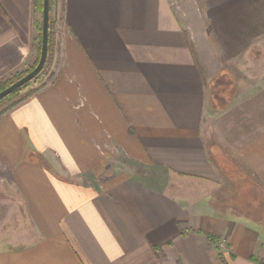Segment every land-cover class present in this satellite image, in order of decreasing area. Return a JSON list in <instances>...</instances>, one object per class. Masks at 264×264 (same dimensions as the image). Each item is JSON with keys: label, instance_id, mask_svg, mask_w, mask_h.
I'll return each mask as SVG.
<instances>
[{"label": "crops", "instance_id": "obj_1", "mask_svg": "<svg viewBox=\"0 0 264 264\" xmlns=\"http://www.w3.org/2000/svg\"><path fill=\"white\" fill-rule=\"evenodd\" d=\"M54 7L56 73L0 117V186L30 234L0 264L264 262V78L210 106L264 39V0ZM40 25L35 0H0V81L34 67ZM124 157L149 172L108 174Z\"/></svg>", "mask_w": 264, "mask_h": 264}, {"label": "rangeland", "instance_id": "obj_2", "mask_svg": "<svg viewBox=\"0 0 264 264\" xmlns=\"http://www.w3.org/2000/svg\"><path fill=\"white\" fill-rule=\"evenodd\" d=\"M38 1V14L41 16L42 12L39 8ZM54 1L51 2V43H50V53L45 64L43 73L36 79H33L28 87L20 90L15 97L16 99L23 98L26 95L33 94L43 85H47L53 79L54 73L57 70L58 62H55V53L59 47L56 36L57 28V16L56 9L54 7ZM61 18V14L59 15ZM41 18V17H40ZM36 64V63H35ZM35 66V65H34ZM228 73L225 72L224 75L219 76L215 80L214 85L211 90V105L216 110H223L228 107L231 103L233 97L238 94L239 90H248L252 87V84L258 82L261 78H264V39L260 40L257 46L252 50V53L244 56L243 59L235 62L234 64L228 66ZM227 73V74H226ZM15 78V77H14ZM43 88V87H42ZM9 101L5 102L0 106V110L8 106ZM214 137V136H213ZM211 138L212 141H215L214 138ZM215 158L218 161L227 163V156L221 150L219 154L214 153ZM110 168L108 169V174L112 172L113 169L116 170V173L124 174V176H138L141 172H149L147 168L139 166L138 164L130 161L127 157L110 161ZM151 172V171H150ZM107 174V175H108ZM174 188L176 189H186L188 191H195L197 189V184L193 181L182 180L180 178L172 177ZM199 188V187H198ZM12 191L8 189L6 185L0 186V246H7L10 242L17 240L19 238V244H25L29 238V228H27L24 223V219L21 218V215L18 213H12L10 211L14 207H19L20 203L13 197H11ZM14 211V209H13ZM22 237V238H20Z\"/></svg>", "mask_w": 264, "mask_h": 264}, {"label": "water", "instance_id": "obj_3", "mask_svg": "<svg viewBox=\"0 0 264 264\" xmlns=\"http://www.w3.org/2000/svg\"><path fill=\"white\" fill-rule=\"evenodd\" d=\"M50 7L51 0H43L42 13V40L41 53L37 65L24 76L12 82L8 87L0 91V101L22 86L32 81L45 67L48 57L49 48V31H50Z\"/></svg>", "mask_w": 264, "mask_h": 264}, {"label": "trees", "instance_id": "obj_4", "mask_svg": "<svg viewBox=\"0 0 264 264\" xmlns=\"http://www.w3.org/2000/svg\"><path fill=\"white\" fill-rule=\"evenodd\" d=\"M51 2H52V0H51ZM35 6L37 7L38 6V1L37 0H35ZM39 8H40V10H41V12L43 13V0H40L39 1ZM50 12H51V7H50ZM40 30L42 31V25H40ZM50 30H51V20H50ZM42 39V38H41ZM50 43H51V36H50V31H49V48H48V57H49V53H50ZM41 50V49H40ZM40 53H41V51H40ZM48 57H47V59H48ZM39 60V59H38ZM38 62V61H37ZM37 62H36V64H35V66L37 65ZM47 63V62H46ZM34 66V67H35ZM33 67V68H34ZM32 68V69H33ZM31 69V70H32ZM30 70V71H31ZM43 71H44V69L34 78V79H36V78H38L42 73H43ZM29 72V71H28ZM27 72V73H28ZM26 73H24V74H21V75H17V76H14V77H11V78H9V79H6V80H4V81H0V91H2L3 89H5L6 87H8L12 82H14L15 80H17V79H19L20 77H22V76H24ZM30 83H31V81L30 82H28L27 84H25L24 86H22L20 89H18V90H16V91H14L13 93H11L10 95H8V96H6L5 98H3L1 101H0V106L2 105V104H4L5 102H7V101H9V105L8 106H6L5 108H3V109H1L0 110V117L3 115V114H5L8 110H10L11 108H13L14 106H16L17 104H19V103H21L23 100H25L26 98H28L30 95H32V94H29V95H26L25 97H23V98H19V99H16L15 97L17 96V94H18V92L20 91V90H22V89H24L25 87H28L29 85H30ZM45 85H43L42 87H44ZM42 87H41V89H42ZM38 90H40V88L38 89ZM37 90V91H38ZM36 91V92H37ZM35 92H33V94H34ZM225 109V108H224ZM255 262L257 263V264H264V262L262 261V260H255Z\"/></svg>", "mask_w": 264, "mask_h": 264}, {"label": "built area", "instance_id": "obj_5", "mask_svg": "<svg viewBox=\"0 0 264 264\" xmlns=\"http://www.w3.org/2000/svg\"><path fill=\"white\" fill-rule=\"evenodd\" d=\"M226 246H227V243H226L225 240H222V241L220 242V244H219V247L222 248V249H225Z\"/></svg>", "mask_w": 264, "mask_h": 264}]
</instances>
